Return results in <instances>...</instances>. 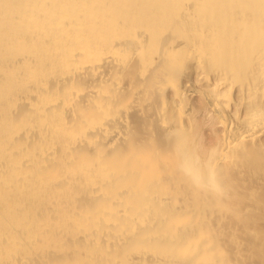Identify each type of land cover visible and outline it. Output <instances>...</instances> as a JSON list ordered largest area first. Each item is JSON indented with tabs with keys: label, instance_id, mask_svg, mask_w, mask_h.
<instances>
[{
	"label": "bare ground",
	"instance_id": "obj_1",
	"mask_svg": "<svg viewBox=\"0 0 264 264\" xmlns=\"http://www.w3.org/2000/svg\"><path fill=\"white\" fill-rule=\"evenodd\" d=\"M0 264H264V0H0Z\"/></svg>",
	"mask_w": 264,
	"mask_h": 264
},
{
	"label": "rangeland",
	"instance_id": "obj_2",
	"mask_svg": "<svg viewBox=\"0 0 264 264\" xmlns=\"http://www.w3.org/2000/svg\"><path fill=\"white\" fill-rule=\"evenodd\" d=\"M196 102H198L197 104H198V106H199V105H200L199 101L196 100ZM199 112H200V110H198V112H197V110H196L195 113H196V114L198 113V114H197V116H198L197 118H200L199 120H200V123L202 124L203 122H201V121H203L204 118L202 119V118H201V115H202L203 112H200V114H199ZM199 115H200V117H199ZM202 117H204V116H202ZM202 127H203V126H201V128H202ZM201 128L199 127V130H200ZM201 131L204 132V127H203V129H202ZM201 136H202V133H201ZM200 138H201V137H200Z\"/></svg>",
	"mask_w": 264,
	"mask_h": 264
}]
</instances>
